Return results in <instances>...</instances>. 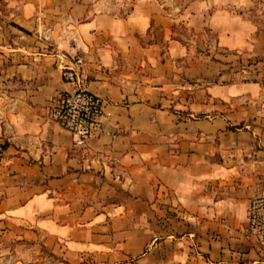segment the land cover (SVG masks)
<instances>
[{
	"label": "crops",
	"instance_id": "1",
	"mask_svg": "<svg viewBox=\"0 0 264 264\" xmlns=\"http://www.w3.org/2000/svg\"><path fill=\"white\" fill-rule=\"evenodd\" d=\"M57 53L104 103L81 148L47 119ZM0 149V264H264V0H0Z\"/></svg>",
	"mask_w": 264,
	"mask_h": 264
},
{
	"label": "built area",
	"instance_id": "2",
	"mask_svg": "<svg viewBox=\"0 0 264 264\" xmlns=\"http://www.w3.org/2000/svg\"><path fill=\"white\" fill-rule=\"evenodd\" d=\"M55 59V67L70 90L50 99L47 119L67 131L74 146L81 148L101 130L104 103L89 90L83 56L57 53ZM243 232L255 245L264 247V196L249 201Z\"/></svg>",
	"mask_w": 264,
	"mask_h": 264
},
{
	"label": "rangeland",
	"instance_id": "3",
	"mask_svg": "<svg viewBox=\"0 0 264 264\" xmlns=\"http://www.w3.org/2000/svg\"><path fill=\"white\" fill-rule=\"evenodd\" d=\"M205 41L208 45L213 48V37L212 34L206 33ZM217 59L221 61L223 67V72L226 74L222 82H236V81H258L263 82L260 72L254 69V60L248 57H243L234 52H227L222 50L213 51ZM218 79L211 80V82H218Z\"/></svg>",
	"mask_w": 264,
	"mask_h": 264
}]
</instances>
